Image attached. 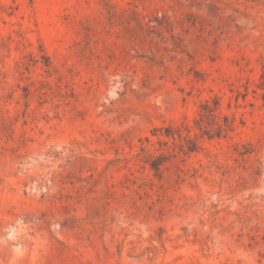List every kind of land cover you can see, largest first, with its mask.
<instances>
[{"label":"rangeland","instance_id":"1","mask_svg":"<svg viewBox=\"0 0 264 264\" xmlns=\"http://www.w3.org/2000/svg\"><path fill=\"white\" fill-rule=\"evenodd\" d=\"M0 264H264V0H0Z\"/></svg>","mask_w":264,"mask_h":264}]
</instances>
